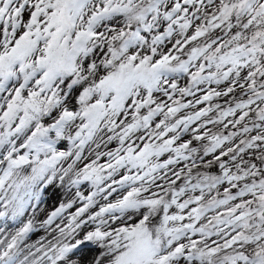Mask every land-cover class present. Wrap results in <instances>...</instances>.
Listing matches in <instances>:
<instances>
[{
	"label": "snow or ice",
	"instance_id": "6c2138e0",
	"mask_svg": "<svg viewBox=\"0 0 264 264\" xmlns=\"http://www.w3.org/2000/svg\"><path fill=\"white\" fill-rule=\"evenodd\" d=\"M0 264H264V0H0Z\"/></svg>",
	"mask_w": 264,
	"mask_h": 264
}]
</instances>
